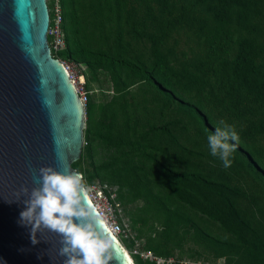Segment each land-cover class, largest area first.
I'll use <instances>...</instances> for the list:
<instances>
[{"label":"trees","instance_id":"16d2710c","mask_svg":"<svg viewBox=\"0 0 264 264\" xmlns=\"http://www.w3.org/2000/svg\"><path fill=\"white\" fill-rule=\"evenodd\" d=\"M118 1L97 0L96 8L105 10L110 21L109 14L113 10L118 12ZM141 2L142 12L129 11L127 15L135 17L124 26L129 40L150 42L154 59L151 64H145L133 55L130 43L126 42L123 47L120 34L115 35L114 47L111 44L101 48L96 42L86 44L80 37L79 23L75 19V3L67 4L65 0H60L65 48L54 56L64 62L106 72L119 91H127L129 85L146 82L166 102L173 101L180 108H189L207 135L215 131L218 125L214 121L216 117L234 125L240 137L234 153L245 161L247 169L264 186L261 163L264 157V0ZM117 17L119 22V15ZM208 19L213 26L206 41L208 53L187 63L169 64L162 45L170 34L181 27L194 28L200 34L208 27ZM236 32L238 41L234 56L226 59L218 56L226 44L233 41ZM205 108H208L206 113L203 111ZM213 108L216 114L212 112ZM119 110L123 116L120 124L113 113L103 114L97 125L92 121L86 123V145L78 161L71 165L83 174L86 183L98 177L97 173L94 175L83 166L85 156L90 157L92 139L98 137L109 147L119 150V158L124 162L133 161L136 157L141 159L132 166L130 171L133 174L137 170L144 171L145 162L149 161V168L157 170L168 181L170 192L179 201L216 220L236 239L248 264H264V228L255 225L253 215L244 213L236 203L235 190L229 183L217 177H205L201 171L190 167L183 171L168 167L152 154L161 153V149L166 148L161 137L170 134V125L174 123L157 125L150 122L144 126L142 119L135 115L136 110L124 107ZM126 169L125 166L117 173L124 177Z\"/></svg>","mask_w":264,"mask_h":264},{"label":"rangeland","instance_id":"374dc122","mask_svg":"<svg viewBox=\"0 0 264 264\" xmlns=\"http://www.w3.org/2000/svg\"><path fill=\"white\" fill-rule=\"evenodd\" d=\"M65 1L67 4L75 3V19L79 23L80 37L86 44L96 42L101 48L111 44L114 47L115 35L120 34L123 47L128 42L133 55L145 64L154 62L150 42L129 40L124 26L125 22L135 17L128 16L129 11L142 12L141 0H119L118 12L113 10L109 14L110 21L105 10L96 8L97 0ZM262 16L264 18V10ZM208 20V27L200 34L194 28L188 30L186 27L170 34L162 45V52H166L169 64L187 63L208 53L206 41L213 28ZM66 25L69 29L67 22ZM232 40L218 56L223 59L234 56L237 32ZM62 62L68 67L76 87L87 97L85 123L92 121L97 125L103 114L113 113L120 124L123 116L119 109L123 107L136 110L135 115L142 119L144 126L150 122L157 125L174 123L170 125V134L161 137L166 148L161 149V153L152 154L168 167L179 171L190 167L201 171L205 177H217L229 183L235 190L236 203L244 213L253 215L255 225L264 228L263 184L235 153L230 168H225L217 157L211 155L208 135L200 129L198 119L189 108H180L173 101L166 102L146 82H138L127 86V91H119L114 88L106 72L90 70L74 62ZM207 110L205 108L203 111L206 113ZM212 112L216 114L214 108ZM220 119L214 118L215 123L219 124ZM85 145L84 141L83 147ZM118 151L95 137L91 141L90 157L85 156L83 166L94 175L97 173L98 177L87 182L92 189L88 195L96 197V205L107 202L111 209L107 214L109 220L120 227L116 238L134 264H248L236 239L216 220L179 201L170 192L168 181L157 170L149 168V161L145 162L147 166L144 171L137 170L133 174L130 171L132 166L141 159L136 157L126 163L119 158ZM261 163L264 167V157ZM125 166L127 169L123 177L117 171ZM99 193L102 200L97 198Z\"/></svg>","mask_w":264,"mask_h":264},{"label":"water","instance_id":"95a60500","mask_svg":"<svg viewBox=\"0 0 264 264\" xmlns=\"http://www.w3.org/2000/svg\"><path fill=\"white\" fill-rule=\"evenodd\" d=\"M48 27L46 0H0V264H64L60 235L45 231L33 245L20 224L40 169L71 174L84 145L85 107L68 69L50 53ZM84 202L113 241L111 264H132L88 194Z\"/></svg>","mask_w":264,"mask_h":264},{"label":"clouds","instance_id":"9594fccd","mask_svg":"<svg viewBox=\"0 0 264 264\" xmlns=\"http://www.w3.org/2000/svg\"><path fill=\"white\" fill-rule=\"evenodd\" d=\"M239 140L235 126L224 120L207 136L211 155L225 168L232 166ZM22 191L29 195L27 188ZM91 191L79 171L65 175L51 167L41 168L40 187L24 200L25 210L20 213V224L30 229L31 243L39 244L38 236L53 232L62 237L59 255L65 258L64 264H111L113 241L97 230L96 217L84 202Z\"/></svg>","mask_w":264,"mask_h":264},{"label":"built area","instance_id":"2783aa9c","mask_svg":"<svg viewBox=\"0 0 264 264\" xmlns=\"http://www.w3.org/2000/svg\"><path fill=\"white\" fill-rule=\"evenodd\" d=\"M48 4H49V6H48ZM47 6H48V12H49V27H48V31H47V44H48V47L50 49L51 55L54 58H56L54 56V54L59 53L60 51H62L65 48L64 33L62 30V23H63L62 8L60 5V0H49V2L47 1ZM66 68L68 69L67 66H66ZM71 79H72V77H71ZM73 83L75 84L74 81H73ZM80 88H82V87H80ZM77 91H78L79 98H80L83 106L85 107L86 102H87V97H86L85 93L80 91L79 88H77ZM89 197L92 200L93 204H96L95 200H94V199H96V197L94 198V196H90V195H89ZM97 198H98V200L103 199V197L101 196L100 193L97 195ZM107 205L108 204L106 202L103 205H96V206L98 207L97 210L100 213L101 217L102 218L104 217V219L106 220V223H107L106 225L108 226L110 231L113 233V235L115 237H117L118 233L120 232V227L115 221L109 220L107 214H108V212H110L111 209L108 208Z\"/></svg>","mask_w":264,"mask_h":264},{"label":"bare ground","instance_id":"6f19581e","mask_svg":"<svg viewBox=\"0 0 264 264\" xmlns=\"http://www.w3.org/2000/svg\"><path fill=\"white\" fill-rule=\"evenodd\" d=\"M72 83H73V82H72ZM94 206L96 207V209H98V207L96 206V204H94ZM103 220H104L105 224H107V223H106V220L104 219V217H103ZM118 243H119V242H118ZM119 244H120V243H119ZM123 251H124L126 257L129 259V261H130L132 264H134V262H132L133 260H132L131 257L129 256L128 252H127L125 249H123Z\"/></svg>","mask_w":264,"mask_h":264}]
</instances>
